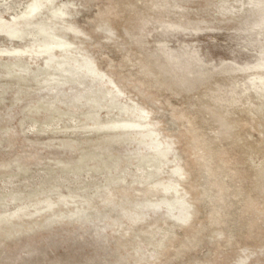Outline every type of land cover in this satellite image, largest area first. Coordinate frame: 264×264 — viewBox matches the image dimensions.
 Wrapping results in <instances>:
<instances>
[{
    "label": "rangeland",
    "instance_id": "1",
    "mask_svg": "<svg viewBox=\"0 0 264 264\" xmlns=\"http://www.w3.org/2000/svg\"><path fill=\"white\" fill-rule=\"evenodd\" d=\"M6 1L0 264H264V0Z\"/></svg>",
    "mask_w": 264,
    "mask_h": 264
},
{
    "label": "bare ground",
    "instance_id": "2",
    "mask_svg": "<svg viewBox=\"0 0 264 264\" xmlns=\"http://www.w3.org/2000/svg\"><path fill=\"white\" fill-rule=\"evenodd\" d=\"M3 1V0H2ZM8 1V0H7ZM6 1V2H7ZM21 1V0H20ZM19 1V2H20ZM39 1L40 0H30L29 1V3L25 6V5H23V6H25V8H24V10H22L21 11V13H23L24 12V14L26 13L27 15H32L33 14V12H35L37 9H38V6H39ZM13 2V1H12ZM2 4V3H1ZM3 4H5V3H3ZM17 4H18V2H17ZM16 4V5H17ZM19 5V4H18ZM20 5H21V2H20ZM22 7V6H21ZM29 33V32H28ZM51 37V36H50ZM41 39V38H40ZM47 40V39H46ZM42 43V42H41ZM63 45H61V47H62ZM68 51V50H67ZM64 54H65V52H64ZM64 56V55H63ZM67 56V55H66ZM62 57V56H61ZM67 59H65V61H66ZM72 62H73V60H71ZM70 61V62H71ZM75 61V60H74ZM77 62V61H76ZM62 63V62H61ZM75 63V62H74ZM79 63V62H78ZM73 63H71L70 65H72ZM77 65V64H76ZM255 69H260L262 72H264V62L262 63V64H258V65H256L255 66ZM254 69V67H253V70H255ZM257 70V71H258ZM246 71L248 72V70L246 69ZM245 71V72H246ZM251 71V70H250ZM260 71V72H261ZM242 72V71H241ZM254 72V71H253ZM259 72V71H258ZM261 72V73H262ZM91 73V72H90ZM260 74V73H259ZM244 75H245V73H244ZM252 75H254V73L252 74ZM250 77V76H249ZM249 80H251L249 83H251V85H254V86H256V88L258 87L259 89H260V92H261V94H263V98H264V75L262 74V76H259L258 75V77H255V78H253V79H250L249 78ZM248 80H246V82L245 83H247V84H249L248 82H247ZM253 88H255V87H253ZM243 89H245V88H243ZM250 89V88H249ZM246 91V90H245ZM255 91V90H254ZM253 91V92H254ZM251 92V91H250ZM258 92H259V90H258ZM247 93V92H246ZM245 93V94H246ZM255 96H256V94H255ZM257 96H258V94H257ZM109 98V97H108ZM247 98V97H246ZM259 99V98H258ZM261 102V101H260ZM259 102V103H260ZM264 102V101H263ZM262 102V103H263ZM264 105V104H263ZM258 107V106H257ZM260 107V106H259ZM262 107V106H261ZM264 108V107H263ZM258 111V110H257ZM259 111H260V109H259ZM133 114V113H132ZM130 116H133V115H131L130 114ZM137 118H138V116H136ZM134 118V117H133ZM137 122H138V119H137ZM123 127V126H122ZM142 135V134H141ZM145 141H147V140H145ZM166 153H168V150L166 149L165 151H161L159 154H160V156H161V159H164V157H165V155H166ZM158 154V153H157ZM164 204H166L167 206H168V208H170V209H173L175 206H178V208L179 209H181V210H185V209H187V207L184 205V203H180V204H176V201H174V200H172V201H166V202H164ZM162 207V206H161ZM177 208V209H178ZM169 209V210H170ZM187 211V210H186ZM23 213V212H22ZM188 213V212H187ZM180 214V213H179ZM189 214V213H188ZM175 215H176V213H175ZM181 215V214H180ZM182 215H185V214H183L182 213ZM181 215V216H182ZM16 216H19L18 214L16 215ZM24 215L22 214L21 215V217H23ZM26 217H27V215H25ZM24 216V217H25ZM173 216V215H172ZM186 216V215H185ZM21 217H19V218H21ZM180 217V216H179ZM178 217V218H179ZM188 217V216H187ZM10 218V217H9ZM14 218H15V216H14ZM176 218V217H175ZM183 218H184V216H183ZM15 219H17V217L15 218ZM14 219V220H15ZM12 220V219H11ZM14 220H12V221H14ZM184 220V219H183ZM7 221V220H6ZM182 221V220H181ZM4 223H6V222H4ZM8 223V222H7ZM3 224V223H2ZM4 225V224H3ZM7 226H8V224H6ZM6 226V227H7ZM10 226V225H9ZM5 228V227H4ZM2 229H3V227H2Z\"/></svg>",
    "mask_w": 264,
    "mask_h": 264
}]
</instances>
